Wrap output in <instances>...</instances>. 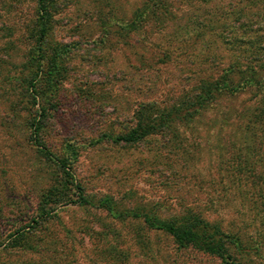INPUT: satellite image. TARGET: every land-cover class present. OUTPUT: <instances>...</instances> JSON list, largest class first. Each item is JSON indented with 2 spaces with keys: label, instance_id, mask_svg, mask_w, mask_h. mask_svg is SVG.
I'll use <instances>...</instances> for the list:
<instances>
[{
  "label": "rangeland",
  "instance_id": "obj_1",
  "mask_svg": "<svg viewBox=\"0 0 264 264\" xmlns=\"http://www.w3.org/2000/svg\"><path fill=\"white\" fill-rule=\"evenodd\" d=\"M35 1L0 0V264H220L177 251L130 216L142 205L163 217L180 204L206 215L219 207L208 204L225 187L217 179L225 173L219 120L205 118L169 141L120 146L107 137L130 130L142 105H179L215 71L260 69L264 0H56L44 43L51 58L39 67L30 60ZM248 100L229 107L240 111ZM34 124L46 149L70 165L88 205L71 202V186L45 202L52 189L60 193L61 173L30 144ZM43 205L51 215L41 222Z\"/></svg>",
  "mask_w": 264,
  "mask_h": 264
},
{
  "label": "trees",
  "instance_id": "obj_2",
  "mask_svg": "<svg viewBox=\"0 0 264 264\" xmlns=\"http://www.w3.org/2000/svg\"><path fill=\"white\" fill-rule=\"evenodd\" d=\"M35 2L39 14L30 52L36 57L32 56L30 60L39 67L48 56L51 58L44 43L56 0ZM259 68L229 65L215 71L216 75L208 80L201 79L198 86L186 93L179 105L163 108L142 105L133 114L134 123L130 130L107 137L113 145L120 146H135L153 136L169 141L172 136L177 138L183 129H194L195 123L205 118L211 124L219 120L215 139L220 147L222 144L225 147H215L220 152L219 171L225 170V173L217 172V179L224 182L225 187L220 188L221 195L216 199H208V204H218L219 207L211 206V215H206L196 204H180L168 217H163L160 210L152 205L138 206L130 212V216L141 221L149 231L168 237L177 251H194L216 258L220 264H251L264 258V65ZM246 95L250 96L248 101L251 105L240 111L229 107L233 101ZM223 100L225 107L220 106ZM39 128L36 124L31 127L30 144L61 173L60 193L52 189L45 202L64 198L67 186H71L76 194V200L71 202L88 205L70 165L66 166L64 160L54 158L40 142ZM222 150L226 151L228 158L223 159ZM208 183L213 190V178ZM104 204L110 205L111 202L106 200ZM213 213H218V216H213ZM50 215L46 205L38 209L39 221L47 220ZM32 223L38 224L36 221ZM17 240L18 235L10 237L8 248Z\"/></svg>",
  "mask_w": 264,
  "mask_h": 264
}]
</instances>
